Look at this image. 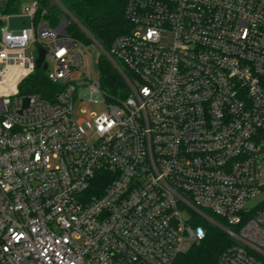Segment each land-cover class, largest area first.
I'll list each match as a JSON object with an SVG mask.
<instances>
[{
    "label": "built area",
    "instance_id": "built-area-1",
    "mask_svg": "<svg viewBox=\"0 0 264 264\" xmlns=\"http://www.w3.org/2000/svg\"><path fill=\"white\" fill-rule=\"evenodd\" d=\"M38 13H12L21 29L0 14V264H176L209 224L233 240L220 264H264V202L246 208L264 192V0H127L117 95L87 72L73 15ZM34 46L54 99L21 93ZM87 84L108 110L77 120Z\"/></svg>",
    "mask_w": 264,
    "mask_h": 264
},
{
    "label": "trees",
    "instance_id": "trees-1",
    "mask_svg": "<svg viewBox=\"0 0 264 264\" xmlns=\"http://www.w3.org/2000/svg\"><path fill=\"white\" fill-rule=\"evenodd\" d=\"M29 0H2L0 11L3 13L18 12ZM39 13L36 22L45 19L51 25H57L68 10L83 27L72 21L68 33L79 41L91 44L96 40L106 50L113 41L133 27L125 16L127 0H37ZM100 82L102 89L109 95H117L122 90L126 92V83L122 74L105 54L99 57ZM61 88L52 82L47 73L36 68L35 72L21 84V93H42L49 99H54ZM221 220L219 217H215ZM207 236L200 243L181 253L176 264H220L219 257L224 249L233 243L231 237L215 225H207Z\"/></svg>",
    "mask_w": 264,
    "mask_h": 264
},
{
    "label": "rangeland",
    "instance_id": "rangeland-1",
    "mask_svg": "<svg viewBox=\"0 0 264 264\" xmlns=\"http://www.w3.org/2000/svg\"><path fill=\"white\" fill-rule=\"evenodd\" d=\"M2 0H0L1 2ZM0 14H5L0 11ZM12 14V13H11ZM77 22V21H76ZM78 23V22H77ZM32 18L28 16H22L19 14H12L9 25L11 29H21L23 27L31 26ZM81 27V26H80ZM84 29V27H81ZM169 37H165L167 40ZM88 49L90 50L91 57L89 61L91 62L87 68V72L91 74L92 80H98L100 79V69L99 64L96 62L98 59V56H101V54H105L108 57L107 51L103 46L100 45L99 42L94 40L91 44L84 43ZM33 49L38 51V48L36 46L33 47ZM99 61V60H98ZM122 64V63H121ZM53 67V64L51 63V68ZM90 90V84L84 85L83 87L78 88L75 99H74V117L77 120H92L91 113H101L103 111L108 110L107 102L101 98V97H94L89 94ZM262 158L264 160V153L262 154ZM186 216H190L188 212H186Z\"/></svg>",
    "mask_w": 264,
    "mask_h": 264
},
{
    "label": "water",
    "instance_id": "water-1",
    "mask_svg": "<svg viewBox=\"0 0 264 264\" xmlns=\"http://www.w3.org/2000/svg\"><path fill=\"white\" fill-rule=\"evenodd\" d=\"M38 57H37V67L38 68H43L44 70L47 69L48 65L46 62H44L45 59V49L43 47H40L38 50ZM44 62V63H43ZM29 99L26 98L25 102L26 104L28 103ZM264 202V192H262L260 195H258L256 198L250 200L247 204H246V208L247 209H251L256 207L258 204Z\"/></svg>",
    "mask_w": 264,
    "mask_h": 264
}]
</instances>
